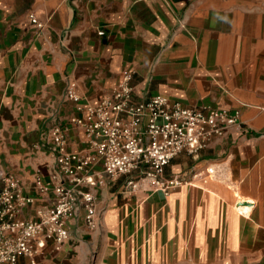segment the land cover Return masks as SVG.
<instances>
[{
  "label": "crops",
  "instance_id": "crops-1",
  "mask_svg": "<svg viewBox=\"0 0 264 264\" xmlns=\"http://www.w3.org/2000/svg\"><path fill=\"white\" fill-rule=\"evenodd\" d=\"M126 72L136 101L240 109L247 131L198 158L180 153L166 174L189 182L168 194L103 175L98 226L81 209L42 264H264V0H0V170L34 198L19 217L50 202L35 184L55 165L51 127L83 116L78 104H97ZM85 136L71 128L68 148H88Z\"/></svg>",
  "mask_w": 264,
  "mask_h": 264
},
{
  "label": "built area",
  "instance_id": "built-area-1",
  "mask_svg": "<svg viewBox=\"0 0 264 264\" xmlns=\"http://www.w3.org/2000/svg\"><path fill=\"white\" fill-rule=\"evenodd\" d=\"M30 18L43 29V21L33 13ZM124 78L97 104H78L83 116L71 118L66 125L56 123L49 130L46 144L55 165L49 179H39L35 186L42 195L51 193V197L49 204L37 209L35 217H19L34 198L24 193L18 177L0 170V264H42L39 255L49 243L57 251L69 241L70 220L81 209L88 226L96 228L102 208L94 188L103 175L128 176L127 184L132 188L145 185L168 194L189 182L180 174H166V166L180 153L198 158L215 138L232 129L247 131L240 109L185 106L164 94L136 101L131 73L126 72ZM66 95L81 101L73 87ZM73 127L84 130L88 148H68V132ZM206 171L213 173L214 168ZM199 175L202 172L193 171L194 177ZM23 258L26 262H21Z\"/></svg>",
  "mask_w": 264,
  "mask_h": 264
}]
</instances>
